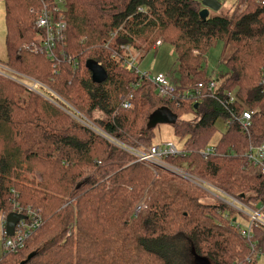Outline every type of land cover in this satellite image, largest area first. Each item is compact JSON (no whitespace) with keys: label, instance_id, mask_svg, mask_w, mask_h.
<instances>
[{"label":"trees","instance_id":"trees-1","mask_svg":"<svg viewBox=\"0 0 264 264\" xmlns=\"http://www.w3.org/2000/svg\"><path fill=\"white\" fill-rule=\"evenodd\" d=\"M3 1L4 66L44 87L35 92L0 74V217L20 208L41 218L0 264L29 254L24 264H178L164 244L178 252L185 245L200 264H264L263 225L243 236L244 213L178 174L136 162L107 138L149 149L152 116L161 109L184 151L164 161L258 210L264 174L245 153L264 139V5L246 0L240 10L238 0L231 13L210 10L201 19L197 0H63L65 37L52 61L23 46L40 41L37 11L56 0ZM158 41L177 55L173 95L128 65ZM217 41L232 51L227 72L211 77L205 55ZM88 60L105 71L103 82L91 81ZM212 80V91L198 88ZM244 111H252L246 130L237 120ZM220 120L226 129L213 141ZM210 145L214 154L202 157Z\"/></svg>","mask_w":264,"mask_h":264},{"label":"built area","instance_id":"built-area-1","mask_svg":"<svg viewBox=\"0 0 264 264\" xmlns=\"http://www.w3.org/2000/svg\"><path fill=\"white\" fill-rule=\"evenodd\" d=\"M261 5H264V0H258ZM63 0H56L53 3H42V8L38 9L37 17L34 22L35 27L40 30V41L38 43H31L29 45L23 46L24 49L27 51L34 53V54H43L50 60L54 61L57 59L56 50L57 44L60 43L64 37L65 33L64 30L66 28V23L64 19V14L62 12L61 4ZM246 4V0H244L239 9L241 10L244 8ZM160 41L157 42L156 47H158ZM125 49H129L128 46ZM71 59V58H69ZM76 64V63H75ZM128 65L131 69L137 70L136 66V58L131 57L128 61ZM139 72V71H138ZM140 73V72H139ZM0 74H3L13 80L17 81L18 77H25L26 79L30 80V84L25 85L27 88L36 92L37 89L40 87H44L38 81L23 76L8 67L0 64ZM141 74V73H140ZM145 74V73H142ZM17 77V78H16ZM155 85L158 87V91L163 95H173L176 89V82L174 79L169 78L167 75L164 74H157L152 80ZM198 88H204L207 91H212L216 88V81L212 80L209 81L207 84L199 83ZM66 106L69 107L72 112H69L75 119L83 123L84 125L88 126L90 129L98 132L102 136L106 135L99 130L92 122L86 120L81 113H79L76 109L71 107L66 103ZM123 108H129L130 103L128 101H124L122 103ZM65 110H67L65 108ZM252 111H244L242 115L237 119L241 124V127L246 130L249 126V120L251 118ZM111 140L112 143L119 146L123 150L129 152L131 155L135 157L136 162H142L146 164L148 167L152 168L153 166H158L164 168L174 174H178L181 177L187 179L188 181L198 185L199 187L206 190L208 193L214 189L216 192L214 193V197L218 198L225 204L230 205L231 207L235 208L236 210L244 213L248 216L249 220L245 229L242 230V234L245 237H250V230L253 223H258L264 226V216L261 214V209L264 207V204L259 207L258 210H252L247 205H245L240 197L231 196L221 190L216 189L211 184L177 168L173 165H170L164 161V158L167 156H176V155H183L184 151L180 148H177L173 143L166 142L162 145H153L147 150H139L134 147L128 146L123 144L113 138L107 137ZM215 149L213 146H208L205 149L200 151V155L202 157H207L209 155L214 154ZM245 157L249 163L254 166H259L261 168V172L264 174V139L263 141L257 146H249L248 151L245 153ZM153 169V168H152ZM142 206L136 207L134 211V215L141 211ZM15 213L23 215L24 218L19 220L13 230V234L11 236L7 235L5 229V220L7 215H1L0 222L2 224V236H3V243H2V252H16L21 249L26 239L32 234L34 230H36L41 224V218L36 210L28 209L26 214L22 213L21 209L18 208Z\"/></svg>","mask_w":264,"mask_h":264},{"label":"rangeland","instance_id":"rangeland-1","mask_svg":"<svg viewBox=\"0 0 264 264\" xmlns=\"http://www.w3.org/2000/svg\"><path fill=\"white\" fill-rule=\"evenodd\" d=\"M222 3L220 10L222 12L231 13L233 9H235V5H237L238 0H218ZM5 3L3 0H0V64L5 65V60L7 56L6 50V26L4 19L5 12ZM211 13V11H210ZM232 50L231 48H226L224 50L223 44L221 41H217L213 46L209 49L207 54L205 55V68L208 76L215 77L220 73L227 72L226 66L224 64V60L228 53ZM176 59L177 55L168 44H161L158 47L154 48L150 52L146 53L142 57L136 59L137 70L142 74L145 73L148 75L150 80H152L157 74L161 73L167 75L169 78L176 80L178 77L176 73ZM17 81L24 85L30 84V80L25 77H18ZM152 120L154 123V128L152 129V143L154 145H162L166 142L173 143L177 148H180L182 145V141L178 140V138L174 135L173 129L170 124V119L167 113L161 109L156 110L152 116ZM217 133L214 136L213 141H217L220 138L221 134L226 129V123L221 120L217 122ZM216 191L212 189L210 192L214 195ZM212 201V200H211ZM238 222L242 227H246L247 221L240 218ZM2 243L3 236L1 233V223H0V257L2 255ZM186 246L182 245L178 250L175 251L173 246L169 247V245L164 244L163 250L168 259L177 262L178 264H200L199 260H193L192 254L185 250ZM183 255V256H182ZM260 263L264 261V255L260 256Z\"/></svg>","mask_w":264,"mask_h":264},{"label":"water","instance_id":"water-1","mask_svg":"<svg viewBox=\"0 0 264 264\" xmlns=\"http://www.w3.org/2000/svg\"><path fill=\"white\" fill-rule=\"evenodd\" d=\"M197 1L201 2L202 6H203V9L199 13V16L201 19H206L207 16L209 15L210 10L211 11H217L221 7V3L218 0H197ZM86 67L91 74V81L92 82L101 83L106 79L107 75L98 63L91 61V60H88L86 62ZM175 119L176 118H174L173 120H175ZM152 123H153V121H152ZM149 126H151V125H149ZM23 218H24L23 215H20V214L15 213V212L9 213L6 216L5 229H6L7 235L11 236L13 234V230H14L16 223ZM32 255L33 254H29L27 256V258L24 261H22L20 264H24Z\"/></svg>","mask_w":264,"mask_h":264},{"label":"crops","instance_id":"crops-1","mask_svg":"<svg viewBox=\"0 0 264 264\" xmlns=\"http://www.w3.org/2000/svg\"><path fill=\"white\" fill-rule=\"evenodd\" d=\"M1 223V222H0ZM1 226H2V224H1ZM1 233H2V227H1Z\"/></svg>","mask_w":264,"mask_h":264},{"label":"bare ground","instance_id":"bare-ground-1","mask_svg":"<svg viewBox=\"0 0 264 264\" xmlns=\"http://www.w3.org/2000/svg\"><path fill=\"white\" fill-rule=\"evenodd\" d=\"M61 104V103H60Z\"/></svg>","mask_w":264,"mask_h":264}]
</instances>
